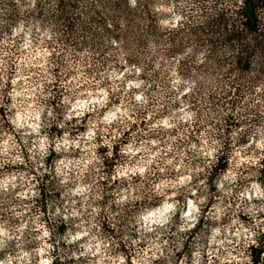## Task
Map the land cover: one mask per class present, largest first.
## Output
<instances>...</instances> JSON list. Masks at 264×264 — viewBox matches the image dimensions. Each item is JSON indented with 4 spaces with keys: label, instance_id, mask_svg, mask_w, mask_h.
<instances>
[{
    "label": "clouds",
    "instance_id": "clouds-1",
    "mask_svg": "<svg viewBox=\"0 0 264 264\" xmlns=\"http://www.w3.org/2000/svg\"><path fill=\"white\" fill-rule=\"evenodd\" d=\"M11 3L35 15L0 25V264H253L260 53L245 55L247 69L232 61L233 78L210 43L189 38L210 0H126L150 29L135 49L108 20L102 44L74 49L82 60L102 51L100 70L66 62L57 75L46 0Z\"/></svg>",
    "mask_w": 264,
    "mask_h": 264
},
{
    "label": "trees",
    "instance_id": "trees-1",
    "mask_svg": "<svg viewBox=\"0 0 264 264\" xmlns=\"http://www.w3.org/2000/svg\"><path fill=\"white\" fill-rule=\"evenodd\" d=\"M235 2L237 3H234L233 7L215 8L214 12L207 13L204 19L208 21L206 27L202 30L194 29L193 32L199 43L208 42L214 47L215 55L221 58L219 63L228 68L229 75L233 78L237 73L232 71L234 64L231 62L237 57L241 58L240 63L245 69L248 67L244 59L245 55L251 56L253 52H259L257 59L264 63V16L261 10L264 7V0H243V3L241 0H235ZM81 3H87L90 7L83 11L80 9ZM53 5V9L49 11V18L57 26L58 37H69L79 30L76 25L79 15L98 23L110 34L112 33L107 28V21L111 20L119 35L124 38H130L136 32L150 31L144 11L140 9L129 11L126 0H55ZM0 14L6 20L5 24L22 18V13L15 4L11 3V0L5 1V9L0 11ZM121 17L125 19L122 23H117ZM224 79L227 80L228 77L225 76ZM229 86L239 90V87L244 85L236 80ZM231 95V92H227L225 99ZM229 124L231 121L227 125ZM260 177L264 179V169H261ZM63 231L64 228L61 227L60 232ZM262 252H264L262 247L252 248L253 264L261 262Z\"/></svg>",
    "mask_w": 264,
    "mask_h": 264
},
{
    "label": "rangeland",
    "instance_id": "rangeland-1",
    "mask_svg": "<svg viewBox=\"0 0 264 264\" xmlns=\"http://www.w3.org/2000/svg\"><path fill=\"white\" fill-rule=\"evenodd\" d=\"M5 1L6 0H0V11H3L5 9ZM43 2V0H42ZM49 11L53 9V2L55 0H46ZM20 3L23 4L24 0H20ZM237 3L235 0H210V6L204 10V17L201 20V23H204V19L206 18L207 13L214 12V9H220L222 7H233V4ZM93 4V3H92ZM96 4V3H94ZM40 5H38L39 7ZM96 6V5H95ZM18 7V6H17ZM90 6L87 3H81L80 9H83V11ZM100 8V7H99ZM19 11L22 13V18L30 19L32 16L35 15L30 13V11H24L22 12L20 8L18 7ZM263 16H264V7L261 9ZM43 12V11H42ZM41 16H44V13L41 14ZM47 20L52 21V19L49 18V14L46 17ZM6 23V20L4 19V16L0 14V25H4ZM76 25L78 26L79 30L72 36L69 37H58L53 47L56 49L54 52V59L56 60V64L53 65V71L59 75L61 71V65L67 63H73L75 62L77 64V68L82 69L85 74H94L97 71L100 70V64L104 60V56L102 51L97 52L95 56L87 57L85 59H80L79 57H76L75 55V48H80L81 41L83 40V46H86L88 43H92L93 46H97L99 44L103 43V37L104 35H111L105 29L102 28L101 25L98 23L91 21L87 19L86 16L79 15V20H77ZM194 28L191 30L189 34V38L194 43H199L198 39H196V35L193 34ZM142 33V32H141ZM140 32L136 34L133 33L130 38H122V44L126 49H135L138 43H140L143 39L144 33L141 34ZM53 105L56 104V101H52ZM3 108H0V115L3 114ZM231 124L225 125V128L230 127ZM143 126V125H141ZM135 127V126H134ZM70 131H76V129H69ZM82 130V129H80ZM51 131L55 133L57 130L55 126L53 125L51 128ZM55 159V157H53ZM48 177H42L40 178V183L44 184L47 181ZM48 196L46 194L45 190V201H47ZM38 204L41 205L46 209V203H42L41 201H38ZM260 247L264 249V235H262L260 238ZM252 257V248L248 250ZM182 255V254H181ZM258 264H264V261H261Z\"/></svg>",
    "mask_w": 264,
    "mask_h": 264
}]
</instances>
